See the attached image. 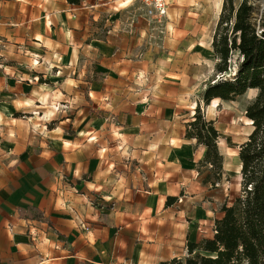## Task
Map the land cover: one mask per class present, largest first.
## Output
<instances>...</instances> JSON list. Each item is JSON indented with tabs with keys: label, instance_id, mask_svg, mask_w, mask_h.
<instances>
[{
	"label": "crops",
	"instance_id": "1",
	"mask_svg": "<svg viewBox=\"0 0 264 264\" xmlns=\"http://www.w3.org/2000/svg\"><path fill=\"white\" fill-rule=\"evenodd\" d=\"M79 1L0 0V38L23 47L34 72L18 87L23 99L31 111L64 116L40 150L2 164L0 264L182 258L187 243L213 237L221 207L240 190V177L232 187L226 177L231 164L240 174L245 141L235 127L229 137L216 127L214 107L228 102L203 104L198 71L207 61L194 39L202 17L189 10L194 0H167L160 33L141 10L116 20L132 0ZM197 107L218 131L220 172L202 164L205 148L185 135ZM228 138L238 145L233 156Z\"/></svg>",
	"mask_w": 264,
	"mask_h": 264
},
{
	"label": "trees",
	"instance_id": "2",
	"mask_svg": "<svg viewBox=\"0 0 264 264\" xmlns=\"http://www.w3.org/2000/svg\"><path fill=\"white\" fill-rule=\"evenodd\" d=\"M251 1L235 7L234 0H223L211 44L215 78L202 94L207 106L213 99L233 102L249 90L257 91L244 113L252 131L238 151L240 193L221 207L223 215L214 222L211 239L187 243L184 257L160 264H264V24H256ZM185 135L205 148L202 164L220 172L219 134L199 107Z\"/></svg>",
	"mask_w": 264,
	"mask_h": 264
},
{
	"label": "rangeland",
	"instance_id": "3",
	"mask_svg": "<svg viewBox=\"0 0 264 264\" xmlns=\"http://www.w3.org/2000/svg\"><path fill=\"white\" fill-rule=\"evenodd\" d=\"M190 1L193 2V0ZM241 1L234 0V6L237 7ZM222 2L223 0H194L189 8L190 11L192 10V13L201 15L202 17V19H195V27L200 28V30L203 27L202 24L205 27L202 34L197 33L194 37L195 43L200 46L199 54L207 61L205 64L206 71L202 72L205 68H201V71H198V77L205 79L202 86L204 90L215 78L214 65L216 64V60L213 59L211 50L208 53L206 52V46L214 32ZM251 2L255 7L254 16L256 24H264V0H253ZM128 3L130 4L125 8L124 14L119 15L118 19H116L118 22L125 23L128 18V20L130 18L135 19L141 13L139 0H132V2ZM182 3L179 0V4ZM115 7H122V3L115 4ZM176 8L173 6L172 9L176 10ZM194 17L197 18V16ZM102 24L105 25V18ZM24 58L25 50L23 47L18 48L17 45H10L6 39L0 38V170L2 169V164L9 160V156H17L25 152L30 153L31 151L40 150L38 148L39 143L48 138L49 129H57L59 121L64 119V116L61 115L54 117L41 115L38 111H31L32 108L27 106L30 101L23 99V91L18 87L22 86L23 80L30 78L34 72L25 64ZM247 92L233 102L217 104L218 106L214 107L212 115L216 120V127L219 133L224 137L234 135V132L229 131V128L235 127L236 135L240 136L239 140H246V135L252 127L250 122L245 118L244 113L247 105L255 98L257 91L249 90ZM93 113L96 115L95 111ZM66 117L68 118V116ZM96 117L105 118L99 111L96 116H93V118ZM69 127L71 128V124ZM70 128L65 129V132L71 135L73 134V130H70ZM228 140L226 145L233 156L237 152L238 145L237 142H232L229 138ZM29 145L32 146V149H28ZM230 168L231 170L226 177V182L232 187L237 182L240 174L233 171V164L230 165ZM239 193L240 190H237L235 193L231 192L229 202L231 203Z\"/></svg>",
	"mask_w": 264,
	"mask_h": 264
},
{
	"label": "built area",
	"instance_id": "4",
	"mask_svg": "<svg viewBox=\"0 0 264 264\" xmlns=\"http://www.w3.org/2000/svg\"><path fill=\"white\" fill-rule=\"evenodd\" d=\"M140 10L146 24L162 33L165 27L168 2L167 0H139Z\"/></svg>",
	"mask_w": 264,
	"mask_h": 264
},
{
	"label": "bare ground",
	"instance_id": "5",
	"mask_svg": "<svg viewBox=\"0 0 264 264\" xmlns=\"http://www.w3.org/2000/svg\"><path fill=\"white\" fill-rule=\"evenodd\" d=\"M248 92H249V91H248ZM248 92H247V93H248Z\"/></svg>",
	"mask_w": 264,
	"mask_h": 264
}]
</instances>
